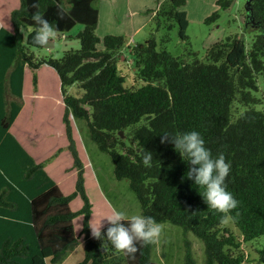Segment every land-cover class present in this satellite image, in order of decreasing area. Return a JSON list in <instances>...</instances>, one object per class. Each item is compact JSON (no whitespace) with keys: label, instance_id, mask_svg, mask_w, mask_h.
Returning a JSON list of instances; mask_svg holds the SVG:
<instances>
[{"label":"trees","instance_id":"1","mask_svg":"<svg viewBox=\"0 0 264 264\" xmlns=\"http://www.w3.org/2000/svg\"><path fill=\"white\" fill-rule=\"evenodd\" d=\"M233 1L217 3L227 9ZM186 4L169 0L158 13L179 25L182 39L188 37ZM37 12L56 34L83 24L75 35L80 48L39 57L34 49L45 46L31 40ZM219 15L215 11L206 21ZM99 18L95 0H0V264H57L79 242L83 253L75 264H164L152 259L153 243H138L131 258L91 235L89 224L100 219L106 232L102 217L112 209L75 120H84L90 137L110 155L116 178L130 180L142 215L201 239L206 264L249 261L242 243L264 236V111L252 106L235 114L234 105L259 101L253 91L264 75V0L246 3L245 27L254 33L250 48L238 35L214 42L203 56L159 50L153 37L127 46L134 81L141 82L132 86L118 63L126 38L100 37ZM75 84L81 95L68 91ZM193 130L213 157L223 154L231 164L226 185L239 205L227 214L207 207L203 188L186 176L190 163L173 143L162 142L165 132ZM147 151L153 154L150 167L142 163ZM261 242L256 251L264 263ZM186 243L184 264H196Z\"/></svg>","mask_w":264,"mask_h":264},{"label":"rangeland","instance_id":"2","mask_svg":"<svg viewBox=\"0 0 264 264\" xmlns=\"http://www.w3.org/2000/svg\"><path fill=\"white\" fill-rule=\"evenodd\" d=\"M169 0H98L97 6L100 10V20L97 33L100 37L107 34L124 35L130 46L137 43H144L149 38H155L158 43V49H167L174 55H183L190 50L203 56L214 42L220 39H226L230 35L242 37L248 48L253 42L254 33L245 27L244 15L246 14L247 0H234L230 8L222 9L218 5V0H187L185 10L189 20V26L186 34L188 37L182 39L179 35V25L174 21H166L163 16H158L159 10L163 6H168ZM167 9V8H166ZM215 11H219L218 19L206 21ZM169 23H174L170 28ZM133 24L141 27L140 30H132ZM168 24V25H167ZM83 24L78 23L72 30L65 33V36L55 37L43 48L34 49L39 56L61 57L65 50L70 48H80L79 40L75 35L82 30ZM102 47V44H100ZM126 46V45H125ZM129 48H124L123 54L119 56V69L122 73L128 75L127 85L132 86L138 83L134 81L133 57ZM124 58V59H123ZM53 87L57 86L56 80L52 76L47 78ZM72 95H81L82 90L77 84L68 88ZM58 93L55 91L54 95ZM259 101L254 105H242L235 103L234 113L238 114L250 107L256 110L264 111V75L258 76V90L253 91ZM33 118V117H31ZM29 118L27 123L33 119ZM75 125L79 130L82 148L90 163L92 173L104 195H106L108 205L111 209L115 207L118 210L125 211L129 216L142 215L140 202L131 189L130 180L127 178L118 179L114 174V164L110 155L99 149L97 144L90 137L86 128L85 121L75 120ZM125 138V137H124ZM231 218L226 223L231 226L236 234L241 235L240 230L232 225ZM107 224V223H106ZM161 227L159 238L152 246V259L164 264H184L187 243H191V250L196 264H206L205 247L201 239L189 232L187 235L180 226L171 223H158ZM264 242V236L258 241L242 243V247L247 253L249 261L244 264H264L259 259L256 247H261L260 242ZM262 243V242H261ZM76 248V249H75ZM72 249L67 260L76 257L78 246Z\"/></svg>","mask_w":264,"mask_h":264},{"label":"clouds","instance_id":"3","mask_svg":"<svg viewBox=\"0 0 264 264\" xmlns=\"http://www.w3.org/2000/svg\"><path fill=\"white\" fill-rule=\"evenodd\" d=\"M33 20L38 26L32 35V43L38 46H46L56 36V28L44 16L37 12ZM9 28L7 29V31ZM127 42V40H126ZM127 46V45H126ZM130 46V45H128ZM171 142L175 150L191 165L186 176L194 182L198 188H203L201 195L210 209L227 214L237 209L239 201L227 190L226 179L231 171V164L224 155L213 157L210 149L205 146V140L198 131L170 134L165 132L162 142ZM153 154L147 151L142 157V163L150 167ZM108 227L102 232V219L96 224H89L91 235L102 241H107L120 253L131 258L138 251L137 244L155 243L161 233V227L149 216L131 215L115 207L110 214L104 215ZM122 221H126L123 223Z\"/></svg>","mask_w":264,"mask_h":264},{"label":"crops","instance_id":"4","mask_svg":"<svg viewBox=\"0 0 264 264\" xmlns=\"http://www.w3.org/2000/svg\"><path fill=\"white\" fill-rule=\"evenodd\" d=\"M97 2H98V0H95V5L97 6ZM98 8H99V6H97ZM99 10H100V8H99ZM99 20H100V18H99ZM99 23V22H98ZM142 27V26H141ZM141 27H138L137 28V26L135 25V24H133V28H132V30H135V31H138V30H140V28ZM97 28H98V25H97ZM107 35H109V34H107ZM63 36V34L61 35V34H56V36L55 37H62ZM64 36H65V34H64ZM106 36V35H105ZM124 36V35H123ZM126 45L128 46V45H131L130 44V42L128 41L127 43H126ZM77 130H78V128H77ZM78 134H79V136H80V133H79V130H78ZM80 138H81V136H80ZM40 146V145H39ZM41 147V146H40ZM79 247L76 251H77V254H76V257H71L70 258V260H69V262L68 263H66V264H75L81 257H82V253H83V242H79L78 244H76L75 246H73V247H71V248H69L68 249V251L66 252V253H64V255L60 258V260L57 262V264H59V263H64L66 260H67V256H68V254H69V252L72 250V249H74L75 247ZM76 249V248H75Z\"/></svg>","mask_w":264,"mask_h":264},{"label":"water","instance_id":"5","mask_svg":"<svg viewBox=\"0 0 264 264\" xmlns=\"http://www.w3.org/2000/svg\"><path fill=\"white\" fill-rule=\"evenodd\" d=\"M121 134L123 135V131H121Z\"/></svg>","mask_w":264,"mask_h":264}]
</instances>
